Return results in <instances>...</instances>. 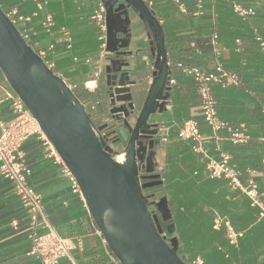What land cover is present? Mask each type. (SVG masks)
I'll use <instances>...</instances> for the list:
<instances>
[{
    "label": "crops",
    "instance_id": "1",
    "mask_svg": "<svg viewBox=\"0 0 264 264\" xmlns=\"http://www.w3.org/2000/svg\"><path fill=\"white\" fill-rule=\"evenodd\" d=\"M2 1L5 6L18 7L22 13L32 16L26 25L32 43L42 49L55 45V52L49 56L55 72L73 90L83 87L96 95V102L89 107L97 121L107 120V81L103 75L107 65V37L101 40L103 35L91 19L100 2L47 0V6L39 11L33 0ZM144 1L163 27L172 70V96L167 111L159 119L163 135L155 156L156 173L161 174L163 185L152 191L167 200L171 220L165 225L174 224L172 237L178 240L179 251L187 259L202 257L205 264H264V218L260 217L259 209L251 205L246 195L231 189L225 180L210 179L202 157L192 151L190 142L177 137L186 120H196L203 135L210 140L209 155L218 158L225 152L238 169L254 170L253 177L264 191V52L261 47L264 0H206L201 12L195 0H180L186 13L173 0ZM237 6L251 10L252 14L240 16L235 12ZM47 13L53 15L56 24L51 34L42 28ZM141 24L138 17L132 22L145 36V27ZM63 29L72 38L71 51L66 49ZM214 35L218 36L217 45L213 44ZM136 41L133 40V45ZM218 63L239 77L236 86H213L218 116L233 126L244 125L251 137L247 144L230 143L225 140V132L221 133L220 142L212 139L201 114L197 85L183 72L186 67L211 73ZM147 70L149 87L153 80L150 62ZM9 91L13 90L0 69V119L3 121L12 119L7 100ZM22 151L32 172L30 183L43 196L49 222L74 244L75 264H120L85 200L72 192L61 165L48 157V150L39 137L26 140ZM216 215L229 219L235 230L244 233L238 248L228 244L224 228L213 229ZM14 221L16 226L12 224ZM27 227V212L10 181L0 175V264H42L30 255L32 240ZM226 253L229 258L225 257ZM59 264L72 263L63 260Z\"/></svg>",
    "mask_w": 264,
    "mask_h": 264
},
{
    "label": "water",
    "instance_id": "2",
    "mask_svg": "<svg viewBox=\"0 0 264 264\" xmlns=\"http://www.w3.org/2000/svg\"><path fill=\"white\" fill-rule=\"evenodd\" d=\"M106 8V99L117 134L127 146L116 152L103 142L82 102L64 79L48 68L0 7V69L75 176L97 227L120 264H187L173 236L166 198L146 195L163 185L154 157L160 146V117L172 96V70L165 34L144 0H98ZM130 28L112 31L121 13ZM138 17L142 36L132 22ZM133 40H137L133 45ZM138 42V43H137ZM114 43L110 49L109 44ZM153 68L147 85L148 64ZM112 146L122 143L117 136ZM145 174V175H142ZM150 206L156 210H150Z\"/></svg>",
    "mask_w": 264,
    "mask_h": 264
},
{
    "label": "built area",
    "instance_id": "3",
    "mask_svg": "<svg viewBox=\"0 0 264 264\" xmlns=\"http://www.w3.org/2000/svg\"><path fill=\"white\" fill-rule=\"evenodd\" d=\"M33 1L37 4L39 11L43 10L48 4L47 0ZM173 1L179 5L183 13L187 12L180 0ZM195 1L198 12H201L206 0ZM0 7L8 19L17 27L23 39L34 49L48 68L56 73L54 63L49 60V56L56 50L55 45L51 44L47 48L42 49L31 41L30 32L26 25L32 21V16L22 13L18 7L5 6L2 0H0ZM235 12L243 17L252 14L251 10H245L238 6L235 7ZM91 19L103 35L101 40L106 39V8L103 3L100 2L98 4ZM55 26L53 15L47 13L42 22L43 30L47 34H51ZM62 33L66 41V49L71 51L73 48L72 38L66 30L63 29ZM217 42L218 36L214 35L213 44L217 45ZM238 44H240L239 41ZM261 47L264 52V43H261ZM217 55H219V52ZM74 61L76 62L78 59L74 58ZM183 72L191 76L197 85L201 114L211 132L212 139L220 142L223 139L221 133L225 132L227 133L225 140L230 143L234 145L247 144L251 140V137L244 125L233 126L219 118L217 100L213 91L214 85H219L223 88L238 85L239 77L237 74L225 69L221 63H218L215 71L211 73H206L198 68L186 67L183 68ZM56 74L64 79L61 74ZM66 83L73 89L72 85L67 81ZM7 100L10 102L12 119L9 121L0 119V175L10 181L22 207L27 212V231L32 240L30 255L36 256L42 264H59L63 260L75 264L72 256V251L74 250L73 242L61 236L51 225L46 214L43 196L30 183L32 172L24 161L23 143L32 136L39 137L48 150V157L52 158L56 164L61 165L62 174L68 179L72 192L84 200L81 188L73 173L66 167L54 145L41 131L37 121L24 102L14 91L8 92ZM177 137L180 140L191 143L192 151L201 156L205 162L210 179H223L231 189L246 195L250 199L251 205L259 209L260 217L264 218V191L260 189L259 183L253 177L256 173L254 170L247 169L242 171L238 169L232 163L231 156L225 152H221L218 158L209 155L207 144L210 140L203 135L199 123L194 119H188L183 123ZM12 224L16 226L17 223L14 221ZM221 228H224L226 231L225 235L228 244L232 248H238L244 233L235 230L229 219L216 215L213 219V229L220 230ZM225 257L229 258L230 256L226 253ZM187 264H205V262L202 257H194L187 259Z\"/></svg>",
    "mask_w": 264,
    "mask_h": 264
},
{
    "label": "flooded vegetation",
    "instance_id": "4",
    "mask_svg": "<svg viewBox=\"0 0 264 264\" xmlns=\"http://www.w3.org/2000/svg\"><path fill=\"white\" fill-rule=\"evenodd\" d=\"M120 17L121 18H119L117 23L114 24V28L112 29V31L114 33H115V31H125V32H127L128 29L131 26V23L129 22L130 21L129 17L131 18L130 15H127V13L125 11H123L121 13ZM109 46H110V49H111L114 46V43H110ZM73 91L77 92V94H81L83 96L84 95L88 96V94H89L86 91H77V89H75ZM91 96L96 98V95L91 94ZM83 105L86 108L87 112L89 113V115H90V117L92 119V122L94 123L96 129H98L99 127H102V126L104 127L105 126V128L103 130H101V131L96 130L98 136L100 137V139L103 142H106L107 145H110L114 149V151L123 152L124 149L127 146L129 135L127 136L126 132H122L120 130L117 132V134L113 133L115 131V129H116L117 121H116V118H114L113 115L110 114L111 108L109 107L108 101L106 103L105 109L108 111L109 118L107 120L103 121V122H100V121L96 120V118L94 117L93 112L91 111V108L89 107V104L84 103ZM100 108H101V106H100ZM117 136H119L122 139V143L121 144H117L115 146H112V142L116 141L118 139ZM155 159H156V157H154V167H156V160ZM142 175H145V174L142 173ZM156 189H154V190H156ZM152 191L145 192V194L146 195L153 194ZM154 194H155L154 199H151L149 202L151 203L152 201L153 202L157 201V203H159V200L161 198H159L156 193H154ZM150 210H152V211L156 210V207L150 206Z\"/></svg>",
    "mask_w": 264,
    "mask_h": 264
},
{
    "label": "trees",
    "instance_id": "5",
    "mask_svg": "<svg viewBox=\"0 0 264 264\" xmlns=\"http://www.w3.org/2000/svg\"><path fill=\"white\" fill-rule=\"evenodd\" d=\"M77 91H86V92H88L85 88H83V87H79L78 89H77ZM75 93V95L78 97V99L82 102V104H84V103H87V104H89V105H91V104H93V103H95L96 102V98H94V97H92L91 96V94L89 93L88 94V96H83V95H81V94H77V92H74Z\"/></svg>",
    "mask_w": 264,
    "mask_h": 264
},
{
    "label": "bare ground",
    "instance_id": "6",
    "mask_svg": "<svg viewBox=\"0 0 264 264\" xmlns=\"http://www.w3.org/2000/svg\"><path fill=\"white\" fill-rule=\"evenodd\" d=\"M90 86H92V84H90Z\"/></svg>",
    "mask_w": 264,
    "mask_h": 264
}]
</instances>
